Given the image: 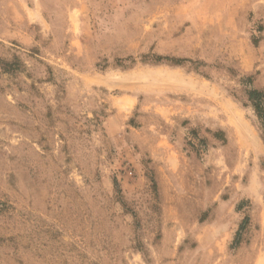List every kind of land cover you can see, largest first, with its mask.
<instances>
[{
  "label": "rangeland",
  "instance_id": "rangeland-1",
  "mask_svg": "<svg viewBox=\"0 0 264 264\" xmlns=\"http://www.w3.org/2000/svg\"><path fill=\"white\" fill-rule=\"evenodd\" d=\"M251 88L264 0H0V264H264Z\"/></svg>",
  "mask_w": 264,
  "mask_h": 264
},
{
  "label": "trees",
  "instance_id": "trees-1",
  "mask_svg": "<svg viewBox=\"0 0 264 264\" xmlns=\"http://www.w3.org/2000/svg\"><path fill=\"white\" fill-rule=\"evenodd\" d=\"M149 58V60L152 62H162L163 60H169L175 64L181 63V59L179 58L168 57L157 53L152 54ZM248 98L251 101V104L264 127V90L251 88L248 90Z\"/></svg>",
  "mask_w": 264,
  "mask_h": 264
}]
</instances>
